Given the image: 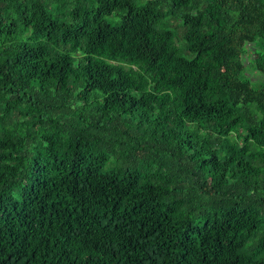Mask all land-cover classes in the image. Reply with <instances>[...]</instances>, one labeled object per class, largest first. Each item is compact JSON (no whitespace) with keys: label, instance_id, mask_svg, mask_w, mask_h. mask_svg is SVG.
Segmentation results:
<instances>
[{"label":"trees","instance_id":"obj_1","mask_svg":"<svg viewBox=\"0 0 264 264\" xmlns=\"http://www.w3.org/2000/svg\"><path fill=\"white\" fill-rule=\"evenodd\" d=\"M0 264H264V0H0Z\"/></svg>","mask_w":264,"mask_h":264},{"label":"rangeland","instance_id":"obj_2","mask_svg":"<svg viewBox=\"0 0 264 264\" xmlns=\"http://www.w3.org/2000/svg\"><path fill=\"white\" fill-rule=\"evenodd\" d=\"M243 60H244V62H245L246 64H248V65L252 62V60H253V55H252V52H251L250 49H247L246 52L244 53V55H243ZM254 80H255V78H253L252 81H254Z\"/></svg>","mask_w":264,"mask_h":264}]
</instances>
